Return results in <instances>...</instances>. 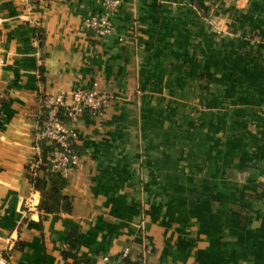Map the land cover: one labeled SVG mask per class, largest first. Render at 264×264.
Returning a JSON list of instances; mask_svg holds the SVG:
<instances>
[{
    "label": "crops",
    "instance_id": "crops-1",
    "mask_svg": "<svg viewBox=\"0 0 264 264\" xmlns=\"http://www.w3.org/2000/svg\"><path fill=\"white\" fill-rule=\"evenodd\" d=\"M0 0V254L9 264H264V0ZM107 92L47 213L42 99ZM41 146V144H40ZM51 187V183L49 188ZM74 254L76 262L65 254ZM108 258V260H106Z\"/></svg>",
    "mask_w": 264,
    "mask_h": 264
},
{
    "label": "built area",
    "instance_id": "built-area-1",
    "mask_svg": "<svg viewBox=\"0 0 264 264\" xmlns=\"http://www.w3.org/2000/svg\"><path fill=\"white\" fill-rule=\"evenodd\" d=\"M122 5L123 0H103L104 13L87 19L85 29L94 32L100 38L113 34L116 29L115 18L120 13ZM4 98L0 85V120L3 116ZM109 101V94L97 88L73 90L71 102L63 93L43 97L42 106L46 114L39 123L37 147L41 149V154L42 142L51 147L47 159L54 172L68 179L80 164L81 155L77 147L81 141V134L70 124L78 123L85 114L93 117L102 115ZM41 154L36 163L38 165L43 163ZM0 264H9V260L3 254H0ZM118 264H134L129 250L123 254V259ZM142 264L149 263L144 261Z\"/></svg>",
    "mask_w": 264,
    "mask_h": 264
},
{
    "label": "trees",
    "instance_id": "trees-1",
    "mask_svg": "<svg viewBox=\"0 0 264 264\" xmlns=\"http://www.w3.org/2000/svg\"><path fill=\"white\" fill-rule=\"evenodd\" d=\"M42 160L40 166L46 178L36 177L34 179L35 188L41 193L42 200L40 208L47 213H59L60 211L70 210V202L67 196L63 194V189L67 186L68 181L60 173L54 172L48 163V153L51 147L46 142L41 143ZM51 183V187L49 185ZM66 257H72L76 262H79L78 257L74 254H65Z\"/></svg>",
    "mask_w": 264,
    "mask_h": 264
}]
</instances>
